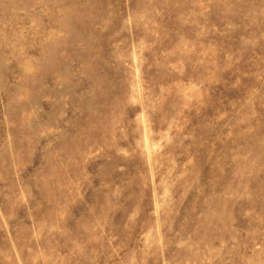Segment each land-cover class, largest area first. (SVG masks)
I'll use <instances>...</instances> for the list:
<instances>
[{"label": "rangeland", "instance_id": "374dc122", "mask_svg": "<svg viewBox=\"0 0 264 264\" xmlns=\"http://www.w3.org/2000/svg\"><path fill=\"white\" fill-rule=\"evenodd\" d=\"M0 264H264V0H0Z\"/></svg>", "mask_w": 264, "mask_h": 264}]
</instances>
